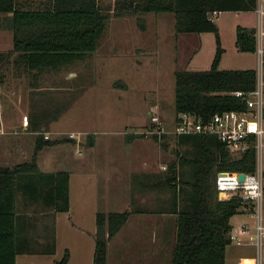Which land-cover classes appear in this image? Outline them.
Here are the masks:
<instances>
[{
    "label": "rangeland",
    "instance_id": "374dc122",
    "mask_svg": "<svg viewBox=\"0 0 264 264\" xmlns=\"http://www.w3.org/2000/svg\"><path fill=\"white\" fill-rule=\"evenodd\" d=\"M115 2L100 0L103 10L109 13V19L97 49L85 60L55 71L28 69L22 62L15 61L17 51L7 57V52L13 47L14 34L9 14L0 12V101L5 105L3 115L7 122L1 127L4 132H0L3 133L0 137L17 136L23 140L16 162L31 158L39 132L52 139L67 138L44 146L39 151L38 161L42 170H68L71 174L72 217L66 216V212L60 214L57 235L55 224L48 221L42 227L40 220L36 219L31 227L34 241L27 245V251L18 253L17 264H58L57 260L62 258L67 248L70 252L67 264H92L97 211L132 208L162 214L166 228L163 245L165 264H170L176 213L163 209L170 207L173 191L166 187L147 189L142 187L141 181L148 173L164 175L170 162L177 159L175 70L209 68L217 45L216 35L213 31L207 32L206 46L190 62L189 57L201 41L199 32L177 31L176 16L172 11L142 14L146 21L143 29L138 24L137 15L116 16ZM212 16L217 23L223 20L226 41L235 33L238 17L242 16L248 24L256 23L255 9L241 12L222 10L218 16ZM255 57L250 52H238L234 47H228L219 66L237 68L251 64L253 60L256 64ZM45 93L55 97L61 108L72 101L57 119L48 124L45 117L39 115L42 108L48 110L49 116L58 110L54 108L56 103L51 101L48 104V98L41 103L40 99L45 100L47 96ZM152 111H157L164 120L168 130L163 138L166 145L161 143V139L156 140L154 133L146 132L152 123ZM34 120L39 123L36 128ZM20 122L27 125L25 130ZM88 132L94 134L96 141L93 145H89L91 137ZM140 132L144 134L134 138L128 136ZM179 149L183 152L185 144ZM258 160L263 161L264 170V137ZM178 165L185 173L190 169L188 164ZM25 190L24 186L18 185L16 204L20 209L24 208L25 195L43 201L42 194L36 197L28 188ZM161 206L165 207L162 209ZM143 211H130L127 222L109 240L108 264H118L121 251L139 248L147 239L143 237L146 229ZM231 221L235 226L242 223L253 226L256 217L250 212L238 211L231 216ZM53 240H56L55 250L42 252L43 246ZM235 245H227L228 255L234 260L248 250L255 253L244 245Z\"/></svg>",
    "mask_w": 264,
    "mask_h": 264
},
{
    "label": "trees",
    "instance_id": "16d2710c",
    "mask_svg": "<svg viewBox=\"0 0 264 264\" xmlns=\"http://www.w3.org/2000/svg\"><path fill=\"white\" fill-rule=\"evenodd\" d=\"M256 3L257 0H116L114 14L137 15L138 24L144 29L146 21L142 14L172 11L179 32H215L217 47L209 68L175 70L177 113L193 111L208 116L225 109L245 108L246 96L237 95L234 91H251L257 83V69L254 67H219L225 49L212 12L214 9H255ZM0 12L9 14L14 34L13 47L7 52V57L17 51L15 61L37 72L55 71L85 60L97 49L109 19V13L103 10L100 0H0ZM236 42L241 50L255 51L256 27L238 24ZM45 94L47 96L45 100L40 99L41 103L48 98V104L51 101L56 103L54 108L58 110L49 116L48 110L42 108L39 115L44 116L48 124L57 119L72 101L61 108L55 97ZM34 126H39L37 120H34ZM143 134L130 133L128 136L134 138ZM88 136L93 143L94 134L90 132ZM153 136L166 145L163 140L166 132L154 133ZM64 139L48 138L39 132L30 159L13 165H0V264H16L17 253L27 251V245L31 244L30 238L24 239L20 234L21 228L25 230L26 227H21L17 216L18 185L24 186L25 191L28 188L36 197L42 194L55 210L70 208V172L43 171L38 162L39 151L45 145ZM176 142L178 157L170 162L165 174L148 173L144 176L149 181L148 186L166 187L173 191L170 207L163 209L176 213L170 264H225L226 248L231 243L228 237L233 226L231 216L243 211V202L238 192L219 198L216 173L218 170H254L257 165L256 147L251 145L242 154L233 155L223 140L209 133H179L176 134ZM184 144L185 149L181 152L179 146ZM178 164L190 165L189 171L185 173ZM130 211L143 209L97 212L92 264H108V242L127 222ZM69 256L66 249L57 263L67 264Z\"/></svg>",
    "mask_w": 264,
    "mask_h": 264
},
{
    "label": "built area",
    "instance_id": "2783aa9c",
    "mask_svg": "<svg viewBox=\"0 0 264 264\" xmlns=\"http://www.w3.org/2000/svg\"><path fill=\"white\" fill-rule=\"evenodd\" d=\"M256 13L258 23L256 26L258 71L257 83L253 90H235L237 95L246 96L247 106L243 109H225L216 111L208 116L193 111L177 113L174 132L179 133H209L215 134L230 148L233 155H240L251 145L257 150V155L264 137V0H257ZM214 9L212 14L218 13ZM1 109V104H0ZM28 119V116L25 115ZM150 126L147 133H164L166 127L164 120L157 111L151 113ZM27 122V120H26ZM71 135H74L71 132ZM48 136V135H46ZM164 167L166 165L164 164ZM244 171V178L239 173ZM231 173V174H228ZM219 198L230 197L238 192L242 196V209L256 217V223L251 226L242 223L233 225L228 232L230 241L236 245L253 244L255 253L241 264H262V246L264 243V170L258 160L254 170H218L215 179ZM223 194H220L221 192Z\"/></svg>",
    "mask_w": 264,
    "mask_h": 264
},
{
    "label": "crops",
    "instance_id": "0c3cea01",
    "mask_svg": "<svg viewBox=\"0 0 264 264\" xmlns=\"http://www.w3.org/2000/svg\"><path fill=\"white\" fill-rule=\"evenodd\" d=\"M221 11H219L218 13H216L214 15L218 16ZM227 11L241 12L242 9H237V10L233 9V10H227ZM238 19L239 20H238V23L236 24L235 33L233 34V36L231 35L229 37V41L225 40V35H224V32H223V20H219V22H218L219 29L221 31V42H222V45L224 46V49H225L224 52L222 53L219 65L224 60L223 59L224 58V53L228 51V47L229 48L234 47L236 50H238V52H250V53H252V54H254L256 56L255 57L256 58V64L254 62L255 60H253L251 64H248V65L243 64L244 66H239L237 68H244V67H254V68H256V66L258 65V57H257L256 50L255 51H247V50L239 49V47L237 45V42H236V34H237V25L238 24H243V25H247V26H255L256 27L257 23H258V15L256 13V23L254 21L251 24H248V22H245V20L243 19L242 16H240V18L238 17ZM207 32L208 31L199 32L200 33V37H201V41H199V47L189 57L190 62L195 60L197 58V56H198L199 51L202 50V48H204L206 46L207 41H204V39L209 36V35H207L208 34ZM232 40H234V41H232ZM216 47H217V45H216ZM215 52H216V48H215ZM214 55H215V53H214ZM214 55H213V58H214ZM213 58L211 60V64H212ZM240 60H244V59H240ZM220 68H227V67L221 66ZM229 68H232V67H229ZM196 69H199V68H196ZM263 72H264V69H263ZM0 104H1V109H0V132L1 131L4 132V129L2 130L1 127L3 125H7V122L5 120L6 118H4V115H3L4 114L3 110L5 109V105H4V103L2 101H0ZM7 120H8V115H7ZM29 123H30V121H29ZM20 126H22V129L25 130L27 125H23L20 122ZM30 131L31 132H36L35 130H30ZM165 132H168V130L165 131ZM0 134H3V133H0ZM83 141L84 140H81L80 142H83ZM95 141L96 140L94 139V142L90 143L89 145H93L95 143ZM22 145H23V140L21 138H17V136L16 137H11V136L10 137H4V136H1L0 137V162H2V163H0V165H13V164L25 161V160H22V161H17L16 162V158H17L16 155L21 153ZM38 158H39V154H38ZM3 161H7V162H3ZM4 163H6V164H4ZM261 163H262V167H263V161L262 160H261ZM43 171H49V170H43ZM50 171H56V170H50ZM143 172L147 173L148 170H143ZM141 182H142V187L147 188V189H151V188L152 189H155V188L158 189V188H160V187L148 186L147 183H149V181H147V179H145L144 177H143ZM23 194H24V192H23ZM38 199L39 198H36V199L33 200V199L28 198L25 195V197H24V208L20 209L17 206V216L19 218L20 225H21V227H26L25 230H23V228H21L20 234H21V236L24 239H26V237H28V238L31 239V241L32 240L34 241V238H35V236L31 233V230H32L31 227H33L36 219L40 220L39 223L41 222L40 225L42 227H44L45 224L47 225L48 221L52 222L53 225L55 224V228H56V233L55 234L57 235L58 219H59L60 214L62 212H66L67 213L66 216L72 217V214H71V208H72L71 174H70V208L68 210H63V211L55 210L53 205L48 203V202H46V200H44V198H43L42 202H39ZM161 207L163 209V207H165V206H161ZM35 212H37V214H35ZM34 214H35V218L31 219V216H33ZM143 214L144 215H143L142 218H143V221L146 223V227H145L146 229L144 231L145 235L143 237H144V239H146V238L147 239L144 241L143 245L141 247H139V248H137V247L134 248V249L127 248L126 250L121 251L122 253L120 252L121 253V257L118 258V260H119L118 264H165L166 263V259L164 257L165 252H164V247H163V245L165 243L164 234H165L166 228H165V223L163 221L162 214L159 213V212L157 213V212H148V211H146V212L143 211ZM96 215H97V213H96ZM232 224H233V222H232ZM233 225H235V224H233ZM96 229H97V227H96ZM86 231H87V229H86ZM41 234L43 236H45L44 233H41ZM49 236H51V235H49ZM52 239H53V237L51 236V240ZM231 244H234V243L231 242ZM235 246H241V245H235ZM244 246L255 250L253 244H246ZM53 247H54V250H55V248H56V240H53L48 245L47 244L44 245L43 248L41 249V251L42 252H52L53 251ZM25 251H21V252H18V253H22V252H25ZM18 253H17V255H18ZM69 255H70V252H69ZM253 255H254V253H251L248 250L247 253L239 254L238 257L236 258V260H234L233 256H229L228 255V249L226 248V263L225 264H241V263H244L245 261H247V259L249 257H252ZM16 264H17V257H16Z\"/></svg>",
    "mask_w": 264,
    "mask_h": 264
},
{
    "label": "water",
    "instance_id": "95a60500",
    "mask_svg": "<svg viewBox=\"0 0 264 264\" xmlns=\"http://www.w3.org/2000/svg\"><path fill=\"white\" fill-rule=\"evenodd\" d=\"M244 176H245L244 171H241V172L239 173V177H240V178H244Z\"/></svg>",
    "mask_w": 264,
    "mask_h": 264
},
{
    "label": "bare ground",
    "instance_id": "6f19581e",
    "mask_svg": "<svg viewBox=\"0 0 264 264\" xmlns=\"http://www.w3.org/2000/svg\"><path fill=\"white\" fill-rule=\"evenodd\" d=\"M228 174H231V173H228Z\"/></svg>",
    "mask_w": 264,
    "mask_h": 264
}]
</instances>
